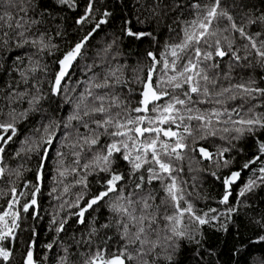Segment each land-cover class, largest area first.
<instances>
[{"label": "snow or ice", "instance_id": "snow-or-ice-1", "mask_svg": "<svg viewBox=\"0 0 264 264\" xmlns=\"http://www.w3.org/2000/svg\"><path fill=\"white\" fill-rule=\"evenodd\" d=\"M59 3L69 9L77 7L76 0H59ZM236 7L247 8L248 5L239 0L230 10L223 6L222 0H153L149 8L151 15L177 14L173 19L176 27L170 26L175 38L165 44L163 51L147 53L150 66L144 75L135 76L136 87H128V95L124 96L119 89L129 81L124 78V66L113 65L116 57L111 56L117 40L106 46L103 56L97 54L99 63L93 59L91 64L84 65L82 72L87 79L77 80L72 89L66 86L91 40L101 26L108 23L110 16L104 11L97 19L95 0H88L76 24L92 23L94 26L62 52L56 61L58 70L47 81L48 93L39 86H34V94L9 87L7 100L13 104L26 102L28 107L19 113L12 108L9 121L0 122V180L9 174L4 156L6 147L17 136V124L21 120H27L31 113L43 112L41 102L51 97L61 98L53 112L62 106H70L71 112L66 119L46 118L47 123L35 130L38 138L26 139L15 153L18 157L29 153L36 156V180L22 185L30 191H19L13 185L5 205L0 206V264H10L12 243L17 239L16 230L20 228L22 214L39 216L37 197L42 192L46 162L52 151H56L58 157L54 180L57 187L63 186L61 195L69 193L72 187L80 186L81 189L75 194L74 202L65 201L60 208L78 209L70 215L84 224L86 214L106 205L113 215L100 228L109 231L115 228L119 235L120 247L110 251L109 241L114 237L105 232L100 245L90 252L84 264H133L138 258L153 254L152 264H177L175 254L180 241L201 243L197 234L184 226L185 218L197 226L225 215L230 218L237 211L229 203L232 186L245 171L253 175L238 197L264 185V111L257 110L264 108V87L261 86L264 77L257 82L251 77L236 79L232 75L234 68H251L253 62L264 68V12L259 15L245 12L238 23L232 15ZM12 8L17 11L4 10ZM35 8L32 0H0V47L7 48L13 39L15 47L31 45L39 54L57 47L51 36L39 29L35 36L28 35L33 25L43 23L26 19L27 13ZM257 26L261 31L247 30ZM123 34L137 40L152 36L151 32L133 31L132 22L127 20ZM56 35L61 33L57 31ZM237 39L244 41L242 47L237 46ZM28 59L29 67L20 73L25 85H28L26 73L47 71V66L39 60ZM81 87L83 90L77 92ZM70 91L75 96L69 95ZM233 102H236L234 106ZM216 138L224 143L215 145V151H210L213 145L209 141ZM242 140L253 151L250 158L233 171L231 165L235 158L228 157L233 152L243 151L236 146V142ZM57 141L61 148L70 151L56 150ZM189 154L193 158L200 157L201 161L213 162L217 169L229 170L223 177L211 173L224 186L219 203L227 206L226 212L215 208L204 211L187 199L190 194L182 187L185 182L179 179L183 168L177 167V162ZM66 156H71L68 165H65ZM117 159L127 165L126 171L119 170ZM15 174L20 176L22 172L18 169ZM93 174H105L97 181L96 191L90 189L88 181ZM68 176L74 177L72 184H64ZM157 183L159 190L155 187ZM57 187L52 188L53 193L57 192ZM158 191H163L165 196L161 198ZM21 197L28 199L22 203ZM67 223V219L53 216L52 224L57 234L65 231ZM256 223L264 230V217ZM98 231L94 226L91 228L86 242L89 247L92 236ZM55 243L45 247L52 250ZM254 243H264V235ZM35 248L36 241L32 240L24 264H37ZM130 249L135 250V255ZM63 251L57 264H72L69 249ZM144 264L149 261L144 260ZM260 264H264V258L260 259Z\"/></svg>", "mask_w": 264, "mask_h": 264}, {"label": "trees", "instance_id": "trees-1", "mask_svg": "<svg viewBox=\"0 0 264 264\" xmlns=\"http://www.w3.org/2000/svg\"><path fill=\"white\" fill-rule=\"evenodd\" d=\"M32 2L36 8L27 13L26 19L39 20L43 23L33 25L28 35L30 37L35 36L37 29H39L40 32H46L47 35L51 36L52 43L57 47L39 54L31 45H24L22 48L15 47V39L10 42L7 48L0 47V122L9 121V113L12 108H15L19 113L28 107L26 102L17 101L13 104L7 100L9 87H13L17 91L34 94V86H39L47 94L49 91L47 81L52 78V73L58 70L56 61L61 57L62 52L66 51L68 46L78 41L94 26L92 23L76 24V20L84 13L88 0H76L77 7L74 9L61 5L58 0H32ZM152 2L153 0H95V17L99 19L101 14L107 11L110 13L108 23L101 26L88 45L84 58L79 61V66L73 71L71 78L68 80L66 86L69 89L76 87L75 82L77 80L87 79L82 72L84 65L91 64L93 59H97L98 53L103 56V50L113 40H117V44L111 50V56L116 57L113 65H123L124 78L129 81L127 85L119 90L124 96H127L126 89L136 87L134 83L135 76L144 75L151 64L147 53L149 51L154 53L163 51L165 44L172 42L175 38V34L170 31V26L176 27L173 19L177 14L169 13L159 17L153 16L149 11ZM238 2L239 0H222L223 6L230 10L231 6ZM243 3L247 4L248 7H236L232 11V15L238 23L245 12L256 15L264 12V0H243ZM4 10L13 13L17 11L15 8ZM126 20L132 22L133 31L151 32L152 36L139 40L125 36L123 29ZM138 20L143 22L139 23ZM223 26L222 24L221 27ZM247 30L256 32L261 31V28L257 26ZM57 31L61 35H56ZM243 43L244 41L240 39L236 41L237 46L240 47ZM29 57L33 61L39 60L42 65H46L47 71L38 70L35 73H26L28 85H25L20 73L29 67ZM97 63H99L98 59ZM227 64L228 61L226 60L223 64L225 71L227 70ZM232 75L236 79L251 77L260 82L261 78L264 77V68L256 66L253 62L251 68H234ZM261 86L264 87V84H261ZM82 90V87L78 88L77 92ZM69 95L75 96L71 91ZM60 99L59 97H51L49 100L42 101L40 107L44 110L43 112L31 113L27 120H21L17 124V136L6 147V155L4 156V163L7 165L9 174L0 180V206L5 205L8 199L7 193L13 185L17 186L19 191H30V189L23 188L22 185L27 182L35 183V171L38 164L36 156L29 153L18 157L15 153L22 147L26 139L38 138L39 133L35 130L42 123H47L46 118H67L71 112L70 106H62L57 112L52 111ZM133 99H136V97H133ZM235 103L233 102V106ZM257 110L264 111V108ZM209 143L213 145L209 150L215 151V145H221L224 142L216 138L209 141ZM236 146L243 151L239 154L236 152L229 154V159L235 158L231 165L233 171L238 170L245 160L250 158L253 151L244 140L236 142ZM55 147L56 150L65 153L70 151L66 147L61 148L60 141L56 142ZM87 158L90 159V155ZM57 160L56 151H52L46 162L47 173L42 185V192L37 197L39 216L37 218L32 213L22 214L20 228L16 230L17 239L12 243L13 255L10 264H24L28 245L32 240L36 241L34 259L37 264H57L58 258L64 255V248L69 249L72 264H84L90 252L100 245L105 232L108 236L114 237L109 241L110 251H115L120 247L119 235L115 228L110 231L100 228L113 215L106 205L92 211L90 215L86 214L87 220L84 224L78 223L77 218L70 215L78 209L68 208L67 206L63 209L60 208V205L65 201L74 202L75 194L81 189L80 186L72 187L69 193L61 195L63 186L57 187L56 180H54L58 166ZM70 161L71 156H66L65 165H68ZM117 165L119 170H127V165L119 159H117ZM177 167L183 168L179 179L185 182L182 187H184L186 193L190 194L187 195V199L195 207L204 211L215 208L219 212H226L227 206L219 203L225 191L224 186L221 180L213 177L211 173L216 172L217 176L223 177L229 174L228 169H217L213 162L201 161L198 156L193 158L192 154L186 156L183 161L177 162ZM18 169L22 172L20 176L15 174ZM103 175L105 174H93L88 177L92 191L97 190L99 187L97 181ZM252 175L253 173L250 171L243 172L242 178L232 186L229 203L235 206L237 211L232 213L230 218L225 215L202 226L189 223L185 218L184 226L189 231L195 232L201 243L197 245L195 242L188 240L180 241L179 251L175 254L177 264H260V259L264 258V243H254V241L260 235H264V230L256 223L257 220L264 217V185L255 187L252 191L247 192L244 197H238V193ZM73 182V176H68L64 180V184H72ZM54 187H57L55 193L52 192ZM155 187L158 190L160 189L158 183ZM158 195L161 198L165 196L163 191H158ZM58 196L59 199H57ZM20 199L23 203L28 198L21 197ZM238 199L239 204H237ZM54 215L60 219L68 220L65 231L59 234L55 231L56 226L52 224ZM93 220L96 221L95 224H93ZM93 226L99 231L92 236V246L89 247L86 242L89 240V232ZM53 241L56 242L53 249H47L45 246ZM130 251L135 255L134 249H130ZM153 256L154 254L138 258L133 264H144V260H148L149 264H152ZM5 264H8V262H5Z\"/></svg>", "mask_w": 264, "mask_h": 264}, {"label": "water", "instance_id": "water-1", "mask_svg": "<svg viewBox=\"0 0 264 264\" xmlns=\"http://www.w3.org/2000/svg\"><path fill=\"white\" fill-rule=\"evenodd\" d=\"M234 171H235V170H234ZM237 182H238V181H237ZM237 182H236V183H237Z\"/></svg>", "mask_w": 264, "mask_h": 264}, {"label": "rangeland", "instance_id": "rangeland-1", "mask_svg": "<svg viewBox=\"0 0 264 264\" xmlns=\"http://www.w3.org/2000/svg\"><path fill=\"white\" fill-rule=\"evenodd\" d=\"M59 1V0H58Z\"/></svg>", "mask_w": 264, "mask_h": 264}]
</instances>
